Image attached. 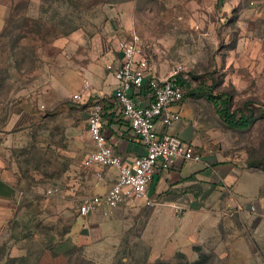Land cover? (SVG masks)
<instances>
[{"label": "rangeland", "instance_id": "1", "mask_svg": "<svg viewBox=\"0 0 264 264\" xmlns=\"http://www.w3.org/2000/svg\"><path fill=\"white\" fill-rule=\"evenodd\" d=\"M1 16L5 20L0 33L1 107L12 105L13 88L36 78L35 70L43 61H56L63 47H81L107 21H115L124 37L138 36L144 55L159 71L169 74L181 68L188 84L185 96L203 81L215 94H229L233 111L248 114L252 109L257 114L248 129H233L211 102L197 97L208 105L204 110L212 132L220 137V147L228 148L243 167L264 174V0H0ZM59 42L65 43L63 47ZM1 118L7 119L5 115ZM84 123L81 104L67 101L64 111L59 108V112L41 114L20 129L19 135L13 133L11 142L3 139L9 131L2 134L3 159L17 174L18 195L12 215L0 222V264L9 256H27V264H251L237 244L229 259L221 258L216 240L195 246L199 247L195 251L186 247L188 252L176 255V228L189 234L194 229L204 232L216 219L207 208L185 215L167 208L156 214L145 229L152 247L136 223L116 249L70 251L65 240L79 215L77 206L68 208L69 200L60 196L61 178L73 163L68 154L61 157L58 146L72 151L73 135L81 134ZM263 174L243 176L252 189L248 201L260 189ZM55 187L58 192L49 193ZM236 219L247 227L255 220L262 222L248 216ZM245 234L253 248L249 257L264 264V225L258 232L247 229ZM244 248L247 251L248 246ZM204 255L212 259L205 261Z\"/></svg>", "mask_w": 264, "mask_h": 264}, {"label": "crops", "instance_id": "2", "mask_svg": "<svg viewBox=\"0 0 264 264\" xmlns=\"http://www.w3.org/2000/svg\"><path fill=\"white\" fill-rule=\"evenodd\" d=\"M4 24V17L1 16L0 33ZM117 29L118 25L115 21H107L100 32L84 39L81 47L75 46L73 50L65 49L62 46L65 43L59 42L58 45L63 47L59 58L52 62L43 61L35 70L36 78H32L20 88L18 85L15 86L11 91L10 107H1L4 95L0 79L1 223L12 215V204L18 195L17 174L14 169L7 168L3 159V152L6 149L4 142L6 140L11 142L14 139L13 133L19 135L20 129L41 114L56 109L59 112V108L64 111L67 101L81 104L83 117L85 116L84 129H81V134H74L71 140L73 147L69 148H72V151L65 146H58L61 157L65 158L68 154L73 163L71 168L64 172L61 178L63 188L59 191L61 197L69 200L68 208H75L87 195L106 194L118 178V170L115 167L84 165L86 156L94 150V143L88 132V115L95 103L100 102L104 106V132L108 142L123 160L132 163L134 159L145 153V146L136 138L130 123L122 114L115 97L118 81L113 71L108 69L109 64L115 67L120 65L118 39L124 35ZM149 66L151 76L159 78L168 76L167 72L159 71L151 63ZM86 82L89 83L88 86ZM75 94H80L82 98L75 99ZM132 95L141 105H147L152 100L147 85L141 89H134ZM197 97L185 96L182 102L172 106L173 110L180 113L181 120L168 130L192 144L201 154L202 159L177 161L169 168L159 166L148 185L150 196L157 201L154 207H147L142 201L130 199L124 202L111 217L103 216L101 210L87 216L79 215L75 218L69 234L74 244L83 246L87 251L99 249L106 251L107 247L111 250L116 249L122 244L123 235L137 223L143 227L141 237L151 246L152 239L145 229L148 228L150 221L156 219V214L167 211V208L178 215H185L188 211H203L207 208L215 213L216 219L213 225L204 232L194 229L190 234L182 231L181 227L176 228L174 236L178 238V242L175 243V253L188 252L186 247L195 251V246H206L207 242L216 240L215 249L221 258L229 259V254L234 252V244H237V248L240 249L241 246L243 256L248 257L251 264H259V259L249 257L253 248L245 230L258 232L264 225L262 218L264 174L243 167L231 156L228 148L220 147V137L212 132L209 114L204 110L208 105L200 102ZM3 115L7 117L5 121H2ZM73 129L72 126L71 130ZM8 131L10 135L3 137L2 134ZM246 173L263 174L260 189L253 191L251 201L247 199L252 189L249 188L247 181L242 180ZM145 214L147 217H144ZM240 216H248L249 220L259 218L262 222L255 220L247 227L236 223V217L240 219ZM245 245L249 250H245ZM157 252L165 254L163 251Z\"/></svg>", "mask_w": 264, "mask_h": 264}, {"label": "built area", "instance_id": "3", "mask_svg": "<svg viewBox=\"0 0 264 264\" xmlns=\"http://www.w3.org/2000/svg\"><path fill=\"white\" fill-rule=\"evenodd\" d=\"M120 65H108L118 85L115 97L121 107L123 116L130 123L136 138L145 146L144 154L132 163H126L108 142L104 132V106L95 103L88 115V132L94 143L84 165L115 167L118 178L110 190L104 195H87L77 204L80 216L101 210L103 216L111 217L126 201L136 199L147 207L157 204L149 194L148 185L153 180L159 166L169 168L177 161H200L201 154L195 147L177 135L169 132V128L181 120L179 112L172 109L185 97V85L181 77V68L175 67L166 78L149 74V60L144 55L139 38L124 36L118 39ZM89 83L86 82V86ZM148 86L152 100L147 105L139 104L132 93L134 89ZM81 99L80 94L74 95ZM58 192L57 188L49 193Z\"/></svg>", "mask_w": 264, "mask_h": 264}, {"label": "trees", "instance_id": "4", "mask_svg": "<svg viewBox=\"0 0 264 264\" xmlns=\"http://www.w3.org/2000/svg\"><path fill=\"white\" fill-rule=\"evenodd\" d=\"M183 84L185 85V88L187 87V83L185 80H183ZM186 95V91H185ZM190 96H202L207 98L209 101H211L215 107V110L217 114L220 116V118L224 121V123L233 129L238 130H245L248 129L258 118L257 114L254 113L252 109H249V113H245L243 111H233L232 110V98L229 94H215L212 91V88L208 86L205 82H201L197 90H191L189 92ZM239 113V114H238ZM78 212V211H77ZM79 215V213H78ZM69 232V229L66 233ZM66 247L68 246L70 248V251L72 249L76 248H82L83 246H78L72 242L70 238L65 240ZM63 246V245H62ZM199 247H195V250H198ZM69 250V249H67ZM183 252H178L176 255H180ZM202 254L200 256L202 257ZM205 261H210L212 259L211 255L205 256ZM202 260V259H201ZM28 257L27 256H9L7 261L4 264H27ZM201 262V261H200ZM199 261H196L195 264H200Z\"/></svg>", "mask_w": 264, "mask_h": 264}]
</instances>
